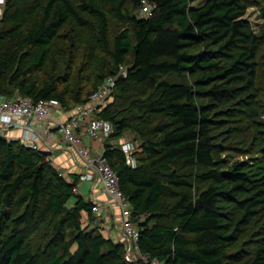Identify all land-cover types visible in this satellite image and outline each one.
I'll use <instances>...</instances> for the list:
<instances>
[{
    "label": "trees",
    "instance_id": "trees-1",
    "mask_svg": "<svg viewBox=\"0 0 264 264\" xmlns=\"http://www.w3.org/2000/svg\"><path fill=\"white\" fill-rule=\"evenodd\" d=\"M145 1L155 4L149 17L136 13L142 0H6L0 97L55 99L71 111L115 76L113 98L127 108L109 102L98 115L113 127L102 154L129 202L139 252L160 264H227L231 246L264 213V145L260 157L235 159L222 155L227 150L212 129L229 121L237 104L253 124L264 113L257 86L264 30L255 32L245 17L258 4ZM69 21L96 33L88 53L92 78L71 67L46 70ZM141 85L150 92L129 95ZM126 130L141 141L133 168L113 144ZM77 182L67 181L46 152L0 136V264H143L102 234L93 203L73 191ZM253 233L248 264H264V222Z\"/></svg>",
    "mask_w": 264,
    "mask_h": 264
},
{
    "label": "built area",
    "instance_id": "built-area-1",
    "mask_svg": "<svg viewBox=\"0 0 264 264\" xmlns=\"http://www.w3.org/2000/svg\"><path fill=\"white\" fill-rule=\"evenodd\" d=\"M6 0H0V19L4 15ZM155 8V4L142 0L140 9L143 17H149ZM118 75L125 76L126 69L119 67ZM116 86V77L108 76L103 83L94 91L84 103L77 104L70 111L69 118L66 121L56 124L62 139L72 148L77 156L82 160L85 171L78 176V182L93 181L97 179L119 212V226L123 237L132 245V251L139 252L137 241L139 231L131 220V210L127 198L120 189L118 178L114 170L108 164L102 153L93 155L90 150L82 145L81 133L79 128L84 127L85 133L92 140L102 142L113 133L111 123L104 120L98 115L103 108L112 101L113 93ZM61 113L67 110L63 109L60 103L55 99L33 101L28 97L16 96L11 99L0 97V124L7 129H11L19 123L40 124L51 119L53 111ZM40 137L30 128L23 129L20 142L22 145L37 149V143ZM120 150L124 153L126 163L130 167L136 166L135 153L138 145L133 140H125L120 145ZM78 182L73 191L78 190ZM99 205H93L92 212L99 216L101 214ZM138 259L143 264H156L155 260H150L146 255L139 252ZM137 260V259H136Z\"/></svg>",
    "mask_w": 264,
    "mask_h": 264
},
{
    "label": "rangeland",
    "instance_id": "rangeland-1",
    "mask_svg": "<svg viewBox=\"0 0 264 264\" xmlns=\"http://www.w3.org/2000/svg\"><path fill=\"white\" fill-rule=\"evenodd\" d=\"M200 1V0H199ZM199 1L195 2L194 5L198 4ZM253 2V1H250ZM258 6L248 7L245 17L251 22L252 27L255 32L261 33L264 30V0H255ZM139 16L141 12H136ZM111 26L116 29L117 24L111 23ZM95 31L89 29H81L74 22L69 21L59 32V35L54 39L53 47L51 50V59L46 65V70L48 73L53 71L55 68L59 73H63L65 68L71 67V72L76 75L80 73L83 77H94L95 67L92 65L88 58V53L92 50L94 46V36ZM262 56L259 58V74L257 79V86L260 93L259 102L260 105L264 107V47L262 49ZM131 63V55H128L125 59V64ZM124 64V65H125ZM45 74H48V73ZM48 75H45L39 80H43ZM85 82L82 81V85ZM67 85L65 83L60 84L58 92H61ZM151 90L148 85H141L133 87L129 95L132 97H143ZM19 96V95H16ZM110 104L119 107L120 109H126L127 106L124 105L118 97L113 98ZM125 112V110H123ZM125 114V113H124ZM230 120L226 122H218L214 124L212 133L215 136V141L220 143L225 152L222 155L230 154L232 158L235 159H246L260 157L262 152L260 149L264 145V113H261L258 117L259 124H253L250 121L249 113L247 108L243 105L237 104L231 109ZM138 116V115H137ZM140 118V117H139ZM141 119V118H140ZM140 119L134 121V125L140 122ZM125 140H133L138 145L141 143L139 137L132 131L126 130L122 133V136L113 139V144L120 147L121 143ZM104 141V140H103ZM20 142V141H19ZM83 145V144H82ZM98 145V146H97ZM88 148L87 146L83 145ZM95 150L88 148L93 155L102 153L103 142L100 144L94 143ZM87 185V184H86ZM85 185V186H86ZM84 186V187H85ZM86 195V193H82ZM98 223L97 226L100 229L102 227V222L100 221L101 215H93ZM90 220V219H89ZM88 218L85 216L83 219V225H86ZM264 222V213L259 216L256 222H254L247 234L236 241L230 248V256L227 260V264H248L251 250L256 242V237L253 232L259 229L260 225ZM109 224L114 227L116 224L115 214H111ZM129 252H132V245ZM128 247V244L125 246ZM75 248V247H74ZM73 248V249H74ZM127 253V258L132 259L130 253ZM135 255V254H134ZM138 259V255L135 256ZM160 264V263H156Z\"/></svg>",
    "mask_w": 264,
    "mask_h": 264
},
{
    "label": "crops",
    "instance_id": "crops-1",
    "mask_svg": "<svg viewBox=\"0 0 264 264\" xmlns=\"http://www.w3.org/2000/svg\"><path fill=\"white\" fill-rule=\"evenodd\" d=\"M70 113V110L63 113L55 110L52 113L51 119L45 123L26 124L22 122L11 129H7L0 124V136L9 140L20 141L23 129L26 127L30 128L40 137L37 143V150L46 152L52 166L55 167L67 181H71L73 176L78 177L79 174L83 173L85 167L82 160L77 156L74 148L64 142L60 132L56 128V124L66 121L69 118ZM79 131L81 133L82 144L88 148L91 146L92 150H95L93 149L95 148L94 143L101 144L103 142L89 138L85 133L84 127L79 128ZM77 186V195H81L85 200L92 202L93 205H99L101 207V217H99L102 222L101 225L104 228L101 229L102 234L105 237L111 238L114 242H122L125 246L128 244L126 249L129 252V249H131V243L127 241L121 233V228L118 222L119 212L104 192L101 183L95 179L91 182H78ZM83 192L86 193V195H83ZM111 214H115L116 218V224L114 227H111L109 224ZM93 215L95 214L93 213ZM130 254H132L130 256L134 260H136V255L139 256V252L136 251H132Z\"/></svg>",
    "mask_w": 264,
    "mask_h": 264
}]
</instances>
